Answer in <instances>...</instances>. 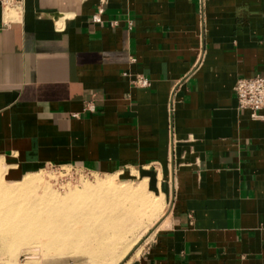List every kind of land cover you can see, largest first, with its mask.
I'll list each match as a JSON object with an SVG mask.
<instances>
[{"label": "crops", "instance_id": "crops-1", "mask_svg": "<svg viewBox=\"0 0 264 264\" xmlns=\"http://www.w3.org/2000/svg\"><path fill=\"white\" fill-rule=\"evenodd\" d=\"M98 3L0 7L5 172L147 180L169 210L134 264H264V120L233 90L264 73V0Z\"/></svg>", "mask_w": 264, "mask_h": 264}, {"label": "bare ground", "instance_id": "bare-ground-1", "mask_svg": "<svg viewBox=\"0 0 264 264\" xmlns=\"http://www.w3.org/2000/svg\"><path fill=\"white\" fill-rule=\"evenodd\" d=\"M2 167L0 161V174ZM34 174L10 182L0 178V234L7 249L62 251L71 247L89 250L95 258H116L109 243L114 234H118L116 239H124L128 232L134 235L138 229L141 235L146 228L141 225L153 217L152 193L144 180L100 178L84 191L70 190L61 197L55 192L34 194L41 182Z\"/></svg>", "mask_w": 264, "mask_h": 264}, {"label": "rangeland", "instance_id": "rangeland-1", "mask_svg": "<svg viewBox=\"0 0 264 264\" xmlns=\"http://www.w3.org/2000/svg\"><path fill=\"white\" fill-rule=\"evenodd\" d=\"M2 164L3 167L1 168L0 178H4V181L10 182L13 180H21L28 174H25L24 177L19 176V178L13 179L5 172V164L3 162ZM32 173H35L34 175L41 178L40 184L34 188V194H42L43 192H55L59 195L61 194V197L63 196V194L65 196L70 190L84 191L87 185L95 183L100 178H111L113 179V181H117L118 179L124 182H137L139 181V179H143L136 175H130L127 173L102 174L87 172L80 170L75 166L48 165L41 170ZM145 182L147 183V180H145ZM46 187L48 188L47 190L45 189ZM146 188L152 193L150 198L153 204V206H151V209H153L151 211L154 212L153 217H151L150 220L145 219L147 223L145 221L144 224L141 225V227H146V230L144 229V233L141 235L139 234L138 229H136L137 231L134 230L135 232L133 231L134 235L128 232V234L123 237L124 239H121L122 237L119 238V236L116 239L118 234H114V236L116 237L113 236V238L110 239L109 243H111L115 248L116 258L112 256L106 257V255L100 258H95V256L92 255V252L89 250L88 251L91 254L87 250H76V248L71 247L63 248L64 251L62 249V251H60L59 249V251H45L39 249L17 250L16 248L14 249V247L7 249L5 247V242H3L2 240L3 236L0 234V264H134L153 233L164 225L165 217L169 210V204L166 198L157 189L155 190L148 183L146 184ZM144 210L145 208L141 206V211L143 212ZM158 225L159 228H157ZM128 239L130 240V242ZM43 251H45L46 253ZM53 251L55 254L52 253Z\"/></svg>", "mask_w": 264, "mask_h": 264}, {"label": "built area", "instance_id": "built-area-1", "mask_svg": "<svg viewBox=\"0 0 264 264\" xmlns=\"http://www.w3.org/2000/svg\"><path fill=\"white\" fill-rule=\"evenodd\" d=\"M23 1L0 0V7L3 10L13 11V13L18 14L22 8ZM105 2L106 0H99L96 11L91 16L93 22L102 21L101 16L104 12ZM114 23L113 21L112 24ZM132 82L135 86L142 88L148 87L150 84L148 78L142 75H136ZM233 90L239 109H247L253 119L264 120V114H260V111L264 109V73L238 77L234 82ZM87 109L93 111L94 107L88 105Z\"/></svg>", "mask_w": 264, "mask_h": 264}]
</instances>
